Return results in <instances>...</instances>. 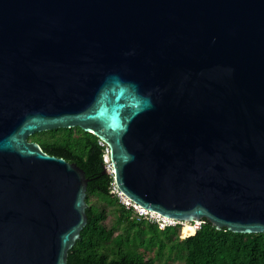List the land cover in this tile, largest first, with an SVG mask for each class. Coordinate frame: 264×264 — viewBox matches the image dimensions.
Masks as SVG:
<instances>
[{
    "label": "water",
    "instance_id": "95a60500",
    "mask_svg": "<svg viewBox=\"0 0 264 264\" xmlns=\"http://www.w3.org/2000/svg\"><path fill=\"white\" fill-rule=\"evenodd\" d=\"M73 127L131 203L264 233V0H0V264H67L89 179L29 138Z\"/></svg>",
    "mask_w": 264,
    "mask_h": 264
},
{
    "label": "trees",
    "instance_id": "16d2710c",
    "mask_svg": "<svg viewBox=\"0 0 264 264\" xmlns=\"http://www.w3.org/2000/svg\"><path fill=\"white\" fill-rule=\"evenodd\" d=\"M47 154L75 163L89 179L87 223L68 251L67 264H264V233L216 230L208 222L165 226L139 220L119 203L112 173H106V146L79 127L52 129L29 138ZM195 232V234H194Z\"/></svg>",
    "mask_w": 264,
    "mask_h": 264
},
{
    "label": "built area",
    "instance_id": "2783aa9c",
    "mask_svg": "<svg viewBox=\"0 0 264 264\" xmlns=\"http://www.w3.org/2000/svg\"><path fill=\"white\" fill-rule=\"evenodd\" d=\"M123 198L125 199V201L128 202V204L126 206L127 207H132L133 209H135L136 212L135 211L134 212L136 213V216L139 215L138 217H141L142 220H148L150 222H155L161 228H164L165 226H174L176 224H179L178 221L169 220V219H166L164 217H161L160 215H158V214H156L154 212H149V211H147V210L135 205L134 203H131L124 196H123ZM180 223H182V222H180ZM199 225H200V223H199ZM198 228L195 229V232L197 231Z\"/></svg>",
    "mask_w": 264,
    "mask_h": 264
},
{
    "label": "rangeland",
    "instance_id": "374dc122",
    "mask_svg": "<svg viewBox=\"0 0 264 264\" xmlns=\"http://www.w3.org/2000/svg\"><path fill=\"white\" fill-rule=\"evenodd\" d=\"M103 162H104V164H105V171H106V173H112V167H111V163H110V160H109V157H108V151H107V148H105V152H104V156H103ZM113 192L115 193V195L117 196V198H118V200H119V203L120 204H122V205H127L128 204V202L127 201H125V199L123 198V196H122V194H120V192L115 188L114 190H113ZM134 211H135V209H134ZM136 212V211H135ZM136 216V215H135ZM139 216V215H138ZM138 216H136L137 217V219L139 218V220H141V217H138ZM179 224L181 225V233H180V237L181 238H187V237H189V236H192V235H186V234H184L183 233V225H184V223L182 222V223H180L179 222ZM189 224H191V223H189ZM192 225H194L195 226V229L196 228H198V227H200V225H199V223H192ZM161 228V227H160ZM161 229H163V228H161ZM199 229V228H198ZM197 229V230H198ZM194 234H195V232H194Z\"/></svg>",
    "mask_w": 264,
    "mask_h": 264
},
{
    "label": "bare ground",
    "instance_id": "6f19581e",
    "mask_svg": "<svg viewBox=\"0 0 264 264\" xmlns=\"http://www.w3.org/2000/svg\"><path fill=\"white\" fill-rule=\"evenodd\" d=\"M194 226V225H193ZM194 228H195V226H194Z\"/></svg>",
    "mask_w": 264,
    "mask_h": 264
}]
</instances>
